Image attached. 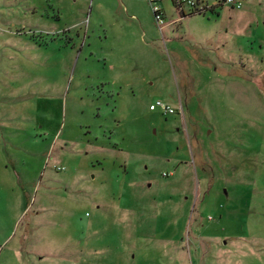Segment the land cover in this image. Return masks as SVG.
I'll use <instances>...</instances> for the list:
<instances>
[{
    "label": "rangeland",
    "instance_id": "obj_1",
    "mask_svg": "<svg viewBox=\"0 0 264 264\" xmlns=\"http://www.w3.org/2000/svg\"><path fill=\"white\" fill-rule=\"evenodd\" d=\"M198 1L0 0V264H264V0Z\"/></svg>",
    "mask_w": 264,
    "mask_h": 264
},
{
    "label": "built area",
    "instance_id": "obj_2",
    "mask_svg": "<svg viewBox=\"0 0 264 264\" xmlns=\"http://www.w3.org/2000/svg\"><path fill=\"white\" fill-rule=\"evenodd\" d=\"M149 3L153 17L155 20V23L159 27V29L162 31L166 21H165V11L163 7L161 6V2L163 0H145ZM174 10L177 12L178 15H181L183 18L185 17L184 10L187 8L188 11H191L192 13H198L204 11L203 6L199 5L198 0H171ZM224 4H230L236 8H239L241 6L240 3H235L234 0H223ZM149 109L151 111H155L157 109H160L164 115H171L175 114L177 110L170 105L162 102V101H156L154 104H151Z\"/></svg>",
    "mask_w": 264,
    "mask_h": 264
}]
</instances>
